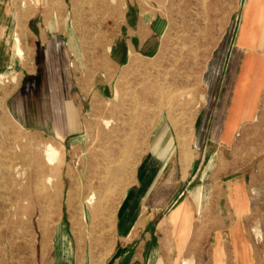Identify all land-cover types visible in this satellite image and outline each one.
<instances>
[{
  "label": "rangeland",
  "instance_id": "1",
  "mask_svg": "<svg viewBox=\"0 0 264 264\" xmlns=\"http://www.w3.org/2000/svg\"><path fill=\"white\" fill-rule=\"evenodd\" d=\"M159 3L172 15L162 53L119 69L110 65L108 48L123 0H0V26L11 28L2 30L0 44L10 38L15 52L8 63L4 45L0 51V264H106L121 243L123 253L130 251L128 261L143 249L151 264L160 253L166 264H264V77L255 91L254 118L229 124L230 111L240 114L252 95L250 60L264 58V0ZM251 4L257 16L263 7L261 21L253 15L248 25L255 42L241 40ZM45 18L62 26L65 49L54 43L47 60L41 57L43 70L34 53L28 66L22 38L39 37ZM215 52L223 59L215 60ZM56 66L73 108H67V134L57 136L55 124L24 129L10 105L24 97L32 111H46L29 86L50 81ZM213 69L220 76L212 101ZM205 103L215 105L220 119L195 144L194 122ZM53 112L49 104L50 117ZM48 144L58 150L54 164L47 160ZM158 145L177 150L172 161L182 151V163L156 181L145 203L148 224L120 242L122 196L141 154ZM92 194L96 202L89 204ZM184 204L188 214L171 217Z\"/></svg>",
  "mask_w": 264,
  "mask_h": 264
},
{
  "label": "crops",
  "instance_id": "2",
  "mask_svg": "<svg viewBox=\"0 0 264 264\" xmlns=\"http://www.w3.org/2000/svg\"><path fill=\"white\" fill-rule=\"evenodd\" d=\"M159 2L160 0H123L121 22L108 48V59L110 65L114 66L115 68L123 69L125 66L133 65L134 62L140 60L152 61L160 56L165 44L167 43V39L169 40V32L172 26V15L168 6L162 5ZM23 28L27 29L28 26H23ZM38 29L39 37L33 35L31 37H25L24 39L22 38L24 41L23 48L25 53L30 55L28 66L31 63V55L34 53V55L39 56L40 60L39 62L37 61L35 65L44 70V67L47 66V62L42 58L44 57V59L47 60L46 56L49 57L51 55L48 53L49 49L56 42H62L64 48V41L62 38L65 33L61 30L62 26H60L58 21L48 20L46 18L45 20L39 22ZM2 30L5 32H10L11 28H2L0 26V33H2ZM64 38H66V36H64ZM10 44V38H7L4 44H0V51L2 50V45H4L3 53L6 57H2L1 52L0 56L3 59H7L8 63L10 62L12 56L15 58L13 55V53H15L14 48L11 47ZM70 44V42L67 44L68 49L70 51H74L73 47L70 48ZM215 54H213L215 60L220 61L223 59V53L215 52ZM23 65L24 66L22 69L25 68V64ZM218 72V70H212L211 77L213 81L211 82L208 91L211 95L209 96V99L212 101L213 99L217 100V93H213L219 83L218 77L220 76V73ZM31 83L32 84L29 86V90L39 94L40 101L44 103L43 108H45L46 111H40L39 113L36 112V109L32 111L29 105V100L26 102L23 97L17 99L16 105H10L9 108L11 114H13L17 123L24 129L45 130L50 124H55L57 131V123L54 119V112L52 117H50L48 113L49 104L51 107H53L50 81L46 80L43 82L41 80H34ZM46 93H49L48 97L46 96ZM67 108L71 109L72 105H67ZM71 114L74 113L71 112ZM239 115V113L230 111V117L232 121H229V124L236 125V123H239V121H241ZM219 116L218 109L215 107V105L209 107L208 103H205V105L202 106L200 112L195 118L196 120L193 127L192 134L195 144H200V142L205 141L207 133L209 132L208 128L218 122L220 119ZM162 147L158 145L148 149L146 154H141L142 158L138 164L136 176L133 179L132 184L122 196V201L120 203L118 216L116 219V238L120 242H123V240L131 237L135 230L142 229L146 224H148V217L147 215L145 216L144 210L147 208L145 203L146 200L149 199L156 181L159 180L160 176L166 172H169V174L178 172V166L182 163V159L184 157L182 151V154L180 153L178 155L179 159L177 162L172 161L173 158L177 156V150L175 148L170 149V146H168V148H166L167 150L165 151V147ZM160 157L165 159L161 160ZM187 157H189V154ZM158 159L161 160V164L156 161ZM197 160V156L192 159L189 171H192L191 169H193ZM165 179L170 180L171 176L169 175L167 178L165 177L164 180ZM177 237V242H179L181 236L178 235ZM182 239L183 242H185L184 238ZM215 252L216 256H218L219 249L217 248ZM129 254L130 251H124L123 253V243H121L119 246H117V249L110 256V259L106 264H150V258L144 257L143 249L141 254L135 255L131 261H128L127 258ZM162 254L163 253H160V255L157 257V262L162 259L165 263ZM151 259H153V256ZM221 262L222 261H220V263ZM58 264H65V262H58Z\"/></svg>",
  "mask_w": 264,
  "mask_h": 264
},
{
  "label": "bare ground",
  "instance_id": "3",
  "mask_svg": "<svg viewBox=\"0 0 264 264\" xmlns=\"http://www.w3.org/2000/svg\"><path fill=\"white\" fill-rule=\"evenodd\" d=\"M253 6L254 5L251 4L248 7L247 11H246L245 24H244V27H243V30H242V34H241L242 35L241 36V40L242 41L247 39L250 42L251 41L255 42V40H253V37H255L254 36L255 33H253V30L250 29V26L248 27V25L251 24L250 21H252L254 19L253 15H254V17L257 16L256 15L257 14L256 10H258V9H254ZM254 12H256V14H253ZM262 13H263V7H262L261 13L258 14V16H257V18H258L257 21H261V19L263 18L262 17ZM14 39L16 40V43L18 44L19 43L18 38H14ZM263 41H264V39H263ZM18 53L20 55L22 54V51L19 48H18ZM250 62H251L250 63V67H248L247 71L249 70L252 73V85L250 87V93L252 95H251V97H248L246 102L244 101V103H245V105L243 104L244 108L240 111V115H239L240 116L239 117L240 120H244L247 117H252V116L254 118L255 115L253 113L254 112L253 104H254V100H255V91H256L257 88L260 87L261 81L263 80V77H264V58L259 56L258 58H254V59L250 60ZM62 63H63V61H62ZM65 78H66L65 75H62V71L60 72L58 70V67L56 66L55 70H54V73L50 77V91H51V97H52V100H53L54 119L56 120V123H58L57 131H56V135L57 136H61V134L62 135L67 134V133H65V129L68 126V120H67V101L68 100L65 98V96L63 94L64 87L62 85V82L64 81ZM46 155H47L48 162L50 164H54L56 162V160L58 159V150H57V148L53 144H48L47 147H46ZM194 196L199 200V198L201 197V189L196 191L194 193ZM95 200H96V196H95V194H92V196L88 200V203L89 204H93V203L96 202ZM98 206L102 207L99 204V202L97 203V207ZM187 211H188V209L186 208V206L184 204V205H181V207L176 212H174L172 216L173 217L174 216L177 217V216H179L181 214H188V213H186ZM176 224H177V222H176ZM162 232L165 233V235H166V239L165 240H167V236H168L167 230L163 229ZM257 235H258V237H261L260 233H258ZM79 251H80V249H79ZM157 264H164L163 260L160 259L159 262H157ZM182 264H189V263L186 260H183Z\"/></svg>",
  "mask_w": 264,
  "mask_h": 264
}]
</instances>
